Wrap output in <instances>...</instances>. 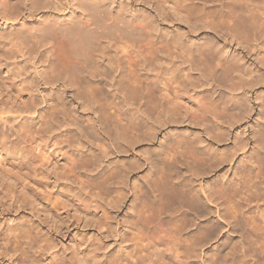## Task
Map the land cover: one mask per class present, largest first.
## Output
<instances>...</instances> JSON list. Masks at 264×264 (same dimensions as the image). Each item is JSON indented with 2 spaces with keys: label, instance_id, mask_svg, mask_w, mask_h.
I'll return each mask as SVG.
<instances>
[{
  "label": "rangeland",
  "instance_id": "rangeland-1",
  "mask_svg": "<svg viewBox=\"0 0 264 264\" xmlns=\"http://www.w3.org/2000/svg\"><path fill=\"white\" fill-rule=\"evenodd\" d=\"M23 1L8 0L12 12H16L18 9L17 13L19 16L21 14L18 19L16 18L17 20L7 19L10 22L7 20L2 21L0 16V25L2 24L4 27L1 28L4 33H0V84L10 91L11 94L8 95L19 97L25 102L31 103L29 99H31L30 96H33L32 100H35L40 107L44 106V104H41V97L43 96H50L53 106H55V101L63 100L67 105V113L69 114H66L68 117L65 115L63 118H55V120H60L59 122L55 120L53 122L54 126L57 124L56 128H58L54 127L55 133L58 131L61 134H66V137H73L72 140L78 138L80 143L72 144L71 147L64 145L61 148H56L52 144L44 146L45 148L40 147L42 150L38 153L42 158L48 156L47 160L50 159L46 161L47 164L46 162L43 163L45 159L41 160L40 155L37 156L38 150L33 156L31 152L28 154L17 150L0 149V264H109L113 257L120 254L125 249L124 247L129 244L126 240V233L131 230L130 225L136 218L135 212L137 211L135 210L141 201L143 205L150 202H148L147 197H143L144 193L149 192L146 181L153 170L149 162L162 149L169 150L163 144L172 135H181L180 137L188 141L191 140L190 143L193 142L191 150L197 156L198 162L190 166L184 161L185 167L181 166L182 168H179L181 164H177L178 166L175 168L169 166L168 160L159 163V166L166 172L169 170L168 167H171V170L176 169L167 172L169 179H173V182H177L183 177L190 179L196 193L200 194L201 197L203 196V208H205L204 205L207 208L204 209V211H207L204 215H197V222L204 221L209 217L211 221L215 222L216 233L218 232L209 245L202 247V250L198 247L191 252L192 256L189 260L193 261L194 264H201L208 252L212 257V264H233L232 261L226 263V251L229 247H234L233 253L241 249V246L237 245L239 244V233L228 224L229 219L225 220L223 218V207L218 205L214 198H208L205 193H209L210 190L218 187V185L220 186V184H225L227 187L226 198L228 199L226 201L230 200L231 203L242 201L238 197L240 192L238 189V192H235L234 189L237 188L236 182L239 181L241 174H244V167L249 166L251 156H257L264 149L261 148L264 147L262 143L264 142V55H261L264 52V0H258L263 3L260 4L259 2L261 6L254 3L257 0H252L254 5H251L253 3L250 0V4L245 3L249 2L248 0H238L233 7L232 4H230V7L229 3H233L235 0H226L228 5L226 11L221 10L218 3L219 7L217 5V8L213 7L216 8L214 11L213 8H209L212 15L214 14V16H211L218 19L223 16L222 19L224 18V20L213 18L215 21L213 20L212 23L210 22L212 17L209 16L211 13L208 12V8L204 11L202 7H199L203 11L199 16L197 15L199 14L198 11H196V14L194 12L192 14L189 12L192 8L187 9L185 11L192 15L187 13V17L183 20L181 17L186 15L183 8H181V11H184L183 13L177 8L173 11L171 5L168 6L171 9L165 10L166 6L160 10L156 9V6L145 4L142 0H122L129 4L126 5L127 8L116 5V2L121 0H112L115 1L114 4L110 0H29V6L23 5ZM95 2H97V6H94ZM211 3L213 4V2ZM194 9L197 10L198 8ZM194 9L191 11H194ZM73 10L76 11L77 16L86 15L90 12L93 17L91 16L90 20L87 21H80L78 17L69 21ZM218 10L223 11L220 13H224L225 16L219 15ZM175 12H177V15ZM203 13H206L204 15L206 17L208 15V19L211 18L209 21L205 17L211 24H216L218 20L217 24L218 22L219 24L216 25L215 29H213L214 25L209 27L207 24L206 27L204 19V23L201 21L204 17ZM193 17L202 23L197 21L191 23L194 21ZM187 18L189 22L185 20ZM13 21H17L21 25L20 30L13 29L10 26L6 27L5 23L11 24ZM223 23L226 27L219 26ZM160 30L165 33L163 36L162 33H159ZM155 35L158 39H165V41L167 39H183L187 42H184V48L185 46L189 47L188 49H181L183 53L188 54L190 52L189 57L192 56L191 58H194L193 60H196V63L199 62L202 66L205 64L204 66L207 65L212 70H218L216 75L221 76L217 81L215 78L208 76V80L211 78L215 80L208 81L201 72L191 68L192 73L191 70L189 72L192 75V82H194V85H190L191 88H189L190 92L192 87L194 88L193 92L190 93L192 95L191 101L183 99L182 102L184 107L190 109V112L177 118V121L162 120L166 118V116H163L161 123H156L154 120L157 114L151 116L153 119L148 116L147 112L145 113L144 107H141V109L139 105L133 106L132 102L128 101L125 108L134 110V113L138 111L136 115L138 114L146 127L151 126L149 129L151 134L148 139L144 141L137 140L127 148L126 143H123L125 141L123 136H117L115 132H110V136L107 134V129L105 130L101 124V112L95 108L98 103L87 100L90 95L86 93L88 91L82 85H85L91 72L93 74L96 70L98 71L99 67L107 64L110 57L114 56L116 51H114L115 48L113 49L112 44L120 43L121 40L134 42V44L140 42L145 44ZM207 39H209L208 42ZM165 41L164 43L159 42L161 52L164 49L166 51L169 46L173 47L171 44L165 45ZM214 42L219 45L216 48L223 47L224 55L228 56H226V59L230 58L229 63L227 60V63L221 61L220 55L206 53L208 50L205 48L209 49V43L212 46H217ZM74 43H76V46ZM211 44H209V47H211ZM45 45H51L52 67L55 65V70L51 69V81L48 84L42 82L39 75V71L43 66L41 46L44 47ZM260 45L263 46V49ZM23 47H26L24 53L21 51ZM193 47H197L198 50L196 48L197 51H194ZM29 48H32L33 52L28 51ZM259 52L261 53L259 54ZM180 54L182 55V53ZM232 54L238 55V58L241 59L239 60L236 57L233 58V61ZM237 62L241 63V66ZM217 63L223 65L226 73L229 71L227 66L229 64L233 65V68L235 64V66L239 65V67H236L238 69L236 71L242 72L238 73L234 69V72L229 71L228 75L226 73L222 75V70ZM22 65L23 67H21ZM17 66L21 67V72L31 75L36 80L32 88L33 91L25 90V87L20 84L18 78L21 77L17 76ZM96 79H101V77ZM143 80L145 84V78ZM75 82L80 83L78 88H76ZM109 82L105 86L106 82L102 84L94 81L92 87L93 89L96 87V90L93 94H96L101 101L100 103L105 106L110 102V104L116 101L122 103L124 99L121 94L123 93L114 84L115 81ZM114 86H116L117 91ZM195 87L198 89H195ZM101 91H104L105 95L99 94ZM0 94H2L0 95L2 100H8L9 96L7 94L2 92ZM200 98L211 104L213 103L212 106L215 108L216 115L211 117L206 115L207 120L191 116L193 113H199L196 103ZM133 107H139L141 110L133 109ZM52 110H50V114H53L51 113ZM119 146H122L121 149L124 147L125 149L121 152ZM42 151L44 152L42 154L45 155L41 154ZM71 154L84 156L80 161L81 166L86 164L83 166L80 175L84 182L82 185L78 183V180L67 177L68 159ZM96 154L100 157L99 161H97V164L92 165L93 155ZM208 157L216 164L209 169H204L201 162L208 160ZM167 159H169V154ZM188 159L191 160V158ZM126 167L129 169L123 183L119 186V183L115 182L118 184L116 185L114 183L115 179L111 177V172ZM178 168L182 170L179 171ZM103 172L104 175L102 176ZM256 172L251 171L252 176L254 175L253 178H255ZM109 174L111 178H108ZM104 177L109 179V184L102 183ZM262 186H264V183ZM244 191L243 197L247 194V191ZM262 191L263 196L261 190V194L259 191V193L254 192V194L258 193L259 197L258 194H252L251 197L246 195L244 199L249 200V203L246 201V205L244 200L239 202L242 203V208L248 206L245 209V212H248L247 214L252 212L251 215H256L258 209H263V187ZM158 205H156L157 207L154 206L156 208L153 209L154 211L152 208L150 209V206L146 205V208L144 207L146 209L144 214L148 215L150 211L155 213L146 220L148 229L145 228L144 232L146 233L145 242L150 243L153 248H156V251L158 250L157 252L164 248L162 244H155L154 242L155 238L159 236L160 230L164 229L165 231L167 229L168 231L171 225H176V221L172 219H180L178 222L181 223V218L188 215L186 211L189 212L188 207L185 205L181 208V212L176 213H173L170 207L164 205L160 207L162 205ZM147 208H149V213ZM161 208L164 210L166 208L165 212ZM168 208H170V211H168ZM182 213L185 215L183 216ZM16 224L28 228L29 235L22 237L18 229L16 231L8 229ZM164 231L162 232L164 233ZM162 232L160 234H163ZM15 233L18 235L16 238L9 236ZM186 233L187 231L183 230L179 236L186 239L189 236ZM235 242L239 247L234 245ZM253 253L254 251H249V255L246 257L249 264L254 263Z\"/></svg>",
  "mask_w": 264,
  "mask_h": 264
},
{
  "label": "bare ground",
  "instance_id": "bare-ground-1",
  "mask_svg": "<svg viewBox=\"0 0 264 264\" xmlns=\"http://www.w3.org/2000/svg\"><path fill=\"white\" fill-rule=\"evenodd\" d=\"M91 1H95V0H91ZM110 1H112V0H110ZM142 1H144L145 4L156 6L155 8L160 9V10H161V8H164L166 6L167 7L164 9L168 10V8H170V7H168L169 5H171V7L173 6L172 10L177 8L178 10L180 9L179 11H181V8H183L184 11L187 9L190 10L191 8H192L191 10H193L194 8H198L197 10L194 9V11H191V10L189 11L192 14H193V12L196 14L197 13L196 11H198V13H199V14H197L198 16L203 12L199 9V7L200 8L202 7V10L204 9V11H206L207 8L208 9L213 8V7H216V5H217V7H219V5H218V3H219L221 10L224 9V11H226L225 9L228 8L226 0H218V1H216V0H214V1H212V0H142ZM210 1L213 2V4ZM236 1H238V0H235V2H233V3L230 2L229 6H230V4H232L231 6L233 7V5H235V3H237ZM242 1H244V0H242ZM250 1L252 2V0H250ZM250 1L245 2V3L250 4L251 3ZM261 1L257 0L255 2L254 1L253 2L257 3V4H259V2H260V4H263V3H261ZM114 2L115 1H112L113 4H114ZM28 3H29V0L23 1V5H25V6H29ZM96 3L97 2L94 3V6L95 5L97 6ZM116 3H117L116 5L117 6L119 5L120 7H124V6L126 7V5L128 4L127 2H125V1L123 2L122 0L119 2H116ZM254 3L251 5H254ZM91 7H93V6H91ZM254 8H256V7H254ZM11 9H12V7L9 6L8 0H0V16H1L2 21L7 20V19H16V18L18 19L19 14L17 12L19 10L17 9L18 11L16 10V12L15 11L12 12ZM94 9H95V7H94ZM177 9H176V11H178ZM215 9L213 8V11ZM74 10L70 14L69 21H72L75 18L77 19V17L79 18L80 21H82V20L87 21V20H90V18L92 16V13H90V12L87 13L86 15H78L77 16L76 11H74ZM199 10H200V12H199ZM221 10H218L219 15L220 14L224 15V13H220V12H223ZM229 10H232V9H229ZM25 11H26V9H25ZM184 11H181V13H183ZM189 12L185 11L186 15L183 14L185 17H181V18H183V20H184V18L187 17V13H189ZM208 12L211 13L210 9L208 10ZM176 13L177 12H175V14ZM191 13H189V14H191ZM30 14L32 15V13H30ZM205 14L206 13H203V16ZM207 14H209V13H207ZM225 14H226V12H225ZM211 15H212V13L209 16H211ZM20 16H21V14H20ZM181 16H182V14H181ZM212 16H214V14ZM215 16H217V15H215ZM205 17L206 16L202 17V19L200 18L201 21L203 22V19H204V22H206V24H205L206 27H207V24L209 27H212L211 25H214L213 29H215L216 25L219 24V22L217 24V21L221 20L223 16L221 17V19H218L217 17H215L216 19H218L216 21V24L215 23L211 24L212 22L215 21L214 17H212V21H210L211 18L208 19L209 17L207 15L208 18L206 17V19H208L211 23L208 22V20H206ZM185 20L188 21V18ZM193 20L194 21L191 20L192 22L191 21L190 22L191 23H193L195 21L198 22V20L197 19L195 20L194 17H193ZM222 20H224V18ZM7 21L10 22V20H7ZM201 21H199V22H201ZM16 22L13 21V22H11V24H8V22H7L5 24H6V27L10 26V27H13V29L17 28V30H20L21 25L18 22L17 23ZM80 25H82V24H80ZM114 25H115V23H114ZM221 25H222V27H224V26L226 27L225 23L220 24L219 26H221ZM1 28H4L2 26V24L0 25V33L3 32V30H1ZM156 30H154V31H156ZM159 33H162L161 30ZM155 34H158V33H155ZM163 34H165V33H162V36H163ZM150 36H152V35H150ZM166 37H168V36H166ZM77 40H79V39H77ZM160 40H162V41H160ZM185 40H187V39H185ZM144 41H146V40H144ZM164 41H165V39L164 40L158 39V37H156V35H155L152 39H149L148 41H146L145 44H143L141 42L138 44L137 43L134 44L133 41H132L133 43H131L130 41L125 42L122 40L120 41V43L118 42L116 44H112V46H114L113 49L115 48L114 51H116L114 56L110 57V60L108 61L107 64L102 65L101 67H99L98 71L96 70V72H94V73L98 72L97 74H94V73L92 74V72H91L92 70L91 71L89 70L91 72L89 74L90 75L89 79L86 80L85 85H82V86H85L84 88H86V91H88L86 93H89V95H90V98L86 97L87 100L88 101H94L95 103H98L97 104L98 106H96L95 108H97L96 110H99L101 112L100 113L101 124L104 126L105 130L107 129V132H108L107 134L109 135L110 132L111 133L115 132L117 134V136L118 135L123 136L124 140H125L123 143H126L127 148L129 146H132V144L134 142H137V140L138 141H144V140L148 139L150 137L149 135L151 134V132L149 130L151 128V126L146 127V125L144 124L142 119L138 116V114L136 115V113H138V111H136V113H134L133 112L134 110L132 111V109H130V108H127V109L125 108V105H127L126 103L128 101L132 102L133 106L139 105L140 108L144 107L143 110L145 111V113L147 112L148 116H150V117L157 114L155 116V120H154V122H156V123H159V122L161 123L162 120H169V119L173 120V121L174 120L177 121L178 120L177 118H179L183 115H187L190 112V109H187L186 107H184L182 102H183V99H187L189 102L191 101L190 99H191L192 95L190 93L193 92L192 90L194 89L192 87L191 92L189 90V88H191V86L194 85V82H192L193 81L192 75L190 74V72L192 73L191 68H193V69L195 68L196 70L201 72L205 76L206 80H208V76H211V77H213V79L215 78V80L217 81L218 78L221 76V75H218V76L216 75V74H218V72H217L218 70L215 71V69L212 70L207 65L204 66L205 64L202 66V64H199V62L196 63L195 62L196 60L194 61L193 60L194 58L193 59L191 58L192 56L189 57L190 52H188V54L183 53V51L181 49L184 50V49L189 48L186 46L184 48V45H185L184 42H186V41H183V39H167L165 41V45L171 44V45H173V47L169 46V48H166L167 49L166 51L164 49L161 52L160 51L161 45L159 44V42L164 43ZM208 41H209V39H207V42ZM76 43H74L75 46H76ZM212 43H213V41H212ZM189 44H187V45L190 46ZM209 44H211V43H209ZM209 44H208L209 49L205 48L206 50H208V51H206V53L208 52L207 54H211V53L214 54L215 53L216 55H220L221 57L220 56L219 57H220L221 61H225V63H227L230 58L226 59L227 55L226 56L224 55L223 47L221 46V48H216L219 46L216 42H214V44L217 46H212V44H211V47H209ZM163 46H164V44H163ZM260 46H261V49L264 48L262 45H260ZM41 47L43 50V53L41 51V53L43 54V55L41 54L43 56L42 57L43 58V66H42L41 70L39 71V75L41 76L42 82L48 84L51 81V69L55 68V65H54V67H52L53 63L51 62V57H50V54H51L50 51H51L52 47H51V45H48V46L45 45L44 47L43 46H41ZM25 48L23 47L21 49V51L23 53H24ZM196 48H194L193 50L197 51L198 48H197V50H196ZM193 50H192V52H193ZM28 51L31 52L32 48H29ZM22 52H20V53H22ZM179 52L182 53V55ZM260 53L261 52H259V54ZM263 53L264 52L261 53L262 56L264 55ZM236 57L238 58V55L236 56V54H234V55L232 54V59L233 58L235 59ZM71 59H73V58H71ZM234 59H233V61H234ZM238 59L240 60L241 58H238ZM263 59H264V56H263ZM226 60H227V62H226ZM204 61H205V59H204ZM221 61H220V63H222ZM231 62H232V60H231ZM22 64H23V62H22ZM237 64H239V63L237 62ZM217 65H219V67L222 70L221 74L225 75L226 72H225V68L223 67V65L218 64V63H217ZM229 65H227V66H228V68H229L228 70L230 72L233 71L234 69H235V71L238 70V69H236V67H239V65L235 66L236 65L235 64L234 68H233V65L232 66L230 65L231 68L229 67ZM21 67H23V65ZM21 67L17 66V72H16L17 76L21 77V78H18L20 81V84H22L25 87L24 88L25 90L33 91L32 88L34 87V85H35L34 81H36V80H34L33 79L34 77H32L31 75H26L24 72H21ZM230 69H232V70H230ZM193 71H195V70H193ZM226 71H227V68H226ZM229 71H227V73H226L227 75H228ZM236 72H238V71H236ZM240 72H242V71H239L238 73H240ZM52 73H53V71H52ZM143 75H144V77H143ZM193 75H194V73H193ZM84 76H85V74H84ZM97 77H101V79L97 80L96 79ZM144 78L146 81L145 84H144V80H143ZM213 79L211 78L208 81H210V80L215 81ZM94 81H98L102 84L104 82H106V84H104L105 86H107L108 83H110L109 81H115L114 84H116L119 91L121 93H123L121 95H123L124 101H122V103L120 101L119 102L116 101V102H112V104H110L111 102L110 103L107 102L108 103L107 106H105L104 104H101L100 103L101 101L97 98L96 94H93L94 90H96V87H95V89H93V87H92V85H93L92 83ZM79 82H81V81H79ZM75 83H73V84L75 85ZM78 84H80V83H76V85H77L76 88H78ZM114 87L116 90L117 89L116 86H114ZM195 89H198V88L195 87ZM78 91H79V89H78ZM1 92L5 93L7 95L11 94L7 88L2 87L0 84V93ZM114 93H116V92H114ZM99 94L105 95V92L101 91V92H99ZM0 95H2V94H0ZM85 95H88V94H85ZM8 96H9V98L7 97L8 100H2V97H0V149L5 148L8 150H17L21 153H28V154L31 152V155L33 153V156H34L37 150H38L37 153L40 152V150H42V149H40V147H44L47 145L52 144L53 146H56V148H61L64 145H69L71 147L72 144H77V143L79 144L80 143L78 138L72 140L73 137H68V136L66 137L65 136L66 134H61L58 131H57L58 133L57 132L55 133V128L57 126V124H55L56 126H54V123H53L55 118L56 117L57 118L58 117L63 118V117H65L66 114H69V113H67L68 112L67 107H66L67 105H65L63 100H60L61 97L59 98L60 101L59 102L55 101V104H54L55 106H53V103L51 101L50 96L49 97L43 96V97H41L42 98L41 104H44V106L40 107L39 104H37V102L35 100H32L33 96H30L31 99H29V101H31V103L25 102V101L21 100L19 97H13L12 95H8ZM3 98H4V96H3ZM5 99H6V97H5ZM212 104L210 102H206L203 98L198 99L196 105L198 107L199 113H197V114L193 113V114H191V116L193 118H201V119L207 120L205 117L206 115H208L210 117L212 115H216V113L214 112L215 108L212 106ZM108 106H109V109L107 110ZM139 107L138 108L135 107V108L139 110L140 109ZM135 108L133 107V109H135ZM50 110L53 111V112L51 111V113H53V114H50ZM163 116L164 117L166 116V118L162 119ZM215 117H217V116H215ZM70 118H71V116H70ZM151 118H153V117H151ZM55 121L59 122L60 120L56 119ZM101 124H99L100 127H102ZM56 129H58V128H56ZM102 130H103V128H102ZM108 130H111V131H108ZM62 132H63V130H62ZM180 136L181 135L169 136L167 138V141L163 144L164 146H166L165 148H167L169 150L166 151L165 149H162L160 152L156 153L155 156L153 157V159L149 162L151 167H153V170H152L151 175L149 177H147V181H146L148 184L147 186H148L149 192L144 193L143 197H147L149 199L148 202L149 201L150 202H149V204L145 203L143 205L142 204L143 202L141 201L140 205L135 210L137 212L134 211L136 213V218H135L134 222L131 223L132 226L130 225L131 230L127 231V233H126V236H127L126 240L128 241L129 244H127V246L124 247L125 249H123V251L120 254H118V255L116 254V256L113 257V260H111L110 263L108 262L109 264H194L193 261L189 260L190 257L192 256L191 252L196 250V248H198V247H200V249L202 250V247L209 245L210 242H212L214 240V238L217 236L218 232L216 233L217 229H216V226L214 225L215 222L211 221V219L209 217L207 219H205L204 221H198L197 222V220H196L198 218L197 215H199V216L204 215V213L207 211H204V209L206 208L205 205H204L205 208H203V202H202L203 196L201 197L200 194L196 193V191L194 190V187L190 183V179L187 177L186 178L183 177L181 180H179L177 182L176 181L173 182L172 181L173 179L172 180L169 179L170 177L167 175V172L172 169L171 167L176 168V166H178L177 164H181L179 168H182L181 166H184L185 162H187L190 166L191 165L193 166L194 165L193 163L198 162V160L196 158L197 156L194 155V151L191 150V145L193 142L190 143L191 140L188 141V140H186ZM38 141H39V143H38ZM262 143L264 145V142H262ZM48 147H50V146H48ZM121 147L119 149H121ZM261 148L263 149L264 147H261ZM124 149H125V147L123 149H121V152ZM263 150L260 151L257 156H255V157L251 156L249 164H248L249 166L244 167L245 168L244 174L242 173L241 176L239 177L240 178L239 181L237 180L238 182H236L237 188H234V189L236 190L235 192H238V191L240 192L239 193L240 195H238V197H240V199L242 201H238V203H234V202L231 203L230 200L226 201L228 199L226 198L227 187L225 184H220V186L218 185V187H215L212 190H210L209 193H205L208 198L209 197L214 198V200L217 201L218 205L223 207V209H222L223 210V212H222L223 218L225 220L229 219L228 224H230V226L233 227L234 229H236L237 233H239V239H238L239 244H237V245H240L241 249L239 251L237 250V251H235V253H233L234 247H229L228 251H226V263L228 261H232L233 264H249L248 263L249 260H246V257H248L247 255H249L248 254L249 251H254V253H253L254 263L256 264L258 262L260 264H264V207H262L263 209H258V212L256 215H251L252 212H250L249 214H247L248 212L247 213L245 212V209L248 206H246L245 208H242L243 207L242 203H239V202H243V200H244L245 205H246V201L249 203V200H245L244 197L246 195L250 196L252 194L253 195L258 194L260 192V190L262 192V194H261V192H260V194L263 196V191H262V187L264 188V186H262V184L264 183V162H263L264 151ZM43 151L41 152V154L44 153ZM73 153H74V151H73ZM165 154H167V155L169 154V159H167V155H165ZM39 155L40 154L38 153L37 156H39ZM42 155H45V154H42ZM39 157H41V160L45 159L43 163L50 160V159L47 160L48 156H47V158H44V159L42 158L41 155ZM82 157H84V156H80V155L78 156L77 154H71L69 156V159H68L69 160V162H68L69 169L67 171V177L69 179L73 178L74 180H78V183H80L81 185L84 182L80 178V175L82 174L83 166L86 165V164L85 165L83 164V166H81L80 161L82 160ZM99 158H100L99 155H97V154L93 155V159L91 161L92 165L97 164V161H99L98 160ZM188 158H191V160H189ZM204 159H206V158H204ZM207 159L208 160L201 162L202 167L204 169H209L216 164V162L213 161L212 159H209V157ZM166 161H168L170 164L169 166H171L170 168L168 167L169 170L167 169L168 170L167 172L159 166V163L166 162ZM46 164H47V162H46ZM41 166H42V163H41ZM49 166H50V164H49ZM138 166H140V165H138ZM102 169H105V168H102ZM128 169L126 167V168L116 169L113 173L111 172V174H112L111 177H113L115 179L114 183L115 182L119 183V186H120V184L123 183L124 177L127 174ZM173 170H176V169L173 168ZM173 170H171V171H173ZM180 170H182V169H179V171ZM251 171H255V172L257 171L255 178H253L254 175L252 176ZM105 172H106V170H105ZM174 172H176V171H174ZM103 175H104V172L102 173V176ZM177 176H178V174H177ZM109 177H110V174H109L108 178ZM108 178L104 177L102 179V183L105 185L107 183L109 184ZM260 181H262V182H260ZM116 185H118V184H116ZM112 186H113V184H112ZM105 187L109 188L108 186H105ZM237 189H238V191H237ZM244 190L247 191L246 192L247 194H245V196L243 197V193L245 192ZM255 191H257V192L259 191V192L254 194ZM258 197H259V194H258ZM262 198H264V197H262ZM240 199H238V200H240ZM255 200L257 201V199H255ZM144 202H146V201L144 200ZM226 202L227 203L230 202V203L227 204ZM158 204L162 205L160 207H163V205L170 207L171 211L173 213L180 211L184 205L187 206L189 209V212L186 211L188 213V215L185 216V218L182 217L184 219L181 218V220H182L181 223L178 222V221H180V219H172V217H171L172 220L176 221L175 222L176 225L173 224L174 222H171L173 224V226L171 225L172 228L170 226L168 231L166 228H165L166 229L165 231H164V229H162V231H164V233L160 230V233L162 232L163 234L157 233L159 236L157 238H155V241H154L155 244H162L164 246V248H162L161 250L159 249L160 250L159 252H157L158 250L156 251L155 250L156 248H153V246L150 243L145 242V240H146L145 234L146 233L144 232L145 228L148 229L147 228L148 225L146 224V220H148L151 215L155 214L152 212L154 211L153 209H156V208H154V206H156ZM226 204H227V207H226ZM146 205L148 207L150 206V209L152 208V210H153L152 212L150 211V214H148V215L144 214V213H146L145 212L146 211V209H145ZM160 207H158V208H160ZM170 208H168V211H170L169 210ZM148 209L149 208H147V212L149 213ZM161 209H163V208H161ZM255 209H257V208H255ZM165 210H166V208H165ZM165 210H164V212H165ZM158 211H160V210H158ZM249 211H251V210H249ZM180 212H179V214H180ZM156 214H157V212H156ZM158 214H160V213H158ZM179 214H177V215H179ZM182 215L184 216L185 214L182 213ZM174 218H176V217H174ZM177 218H178V216H177ZM169 221H171V220L169 219ZM8 229L9 230H15V231L18 229V232H19L20 236H22V237H27L30 233L28 228L24 227L23 225H19V224L14 225V227H9ZM183 230L187 231V233L189 234V236L186 239L185 238L182 239L179 236ZM151 233L153 234V232H151ZM9 236H11L12 238H16L18 235H17V233H15V234H11ZM237 236H238V234H237ZM149 237H151V236H149ZM236 243L237 242H235L234 245H236ZM237 245H236V247H239ZM205 255H206V257L203 259L201 264H212V257L210 256V253L207 252V254H205Z\"/></svg>",
  "mask_w": 264,
  "mask_h": 264
}]
</instances>
